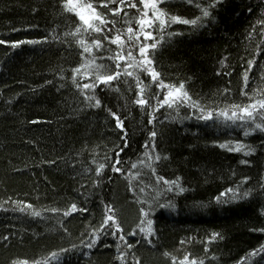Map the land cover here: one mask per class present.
I'll return each mask as SVG.
<instances>
[{
	"label": "trees",
	"instance_id": "1",
	"mask_svg": "<svg viewBox=\"0 0 264 264\" xmlns=\"http://www.w3.org/2000/svg\"><path fill=\"white\" fill-rule=\"evenodd\" d=\"M91 2L104 11L99 0ZM136 2L142 10L140 0ZM209 2L163 0L160 7L169 15L195 19ZM125 12L139 15L125 7L119 16L108 17L122 30L128 26ZM210 12L198 26H166L173 35L165 34L152 56L160 79L177 86L182 81L192 100L206 107L264 98V23H258L264 21V0H219ZM78 24L75 15L62 11L61 0H0V264H43L51 252L71 244L80 250L62 254L60 264H137V258L139 264H173L172 257L179 264L186 254L198 264H264V251H256L264 245V131L244 136L234 125L198 120L187 104L178 111L141 108L135 103L138 90L132 77L113 81L111 88L97 87L101 103L92 106L85 99L91 93L76 88L72 80V70L84 62L77 37L64 36ZM131 26L134 31L139 27L135 20ZM151 30L159 39L157 24ZM80 35L90 42L101 34L81 27ZM124 36L127 40L126 31ZM248 60L254 63L245 86ZM83 72L77 83L90 82ZM140 79L149 105L155 104L156 95L163 98L164 91L147 74L140 72ZM108 109L120 117L127 133L117 165L120 173L111 170L110 162L116 159V146L124 147L123 133ZM150 113L156 117L151 124ZM226 141H242L254 151H228L220 147ZM153 142L154 148L144 147ZM145 152L151 156L141 164ZM156 155L161 159L155 160ZM101 163L105 167L97 176ZM157 176L178 179L185 191L162 193L160 203L170 200L172 206L155 209L150 217L154 233L146 240L136 226L140 208H147L141 202L165 187ZM237 185L238 194L250 190L249 195L229 199L228 194L222 197L227 203L217 202L221 192ZM72 203L87 211L64 216ZM105 205L115 210L126 236L134 229L138 233L127 236L133 248L111 235H101L92 249L81 245L91 227L99 226ZM34 211L41 215H32ZM213 233L219 236L210 240ZM121 253L123 261L117 259Z\"/></svg>",
	"mask_w": 264,
	"mask_h": 264
},
{
	"label": "snow or ice",
	"instance_id": "2",
	"mask_svg": "<svg viewBox=\"0 0 264 264\" xmlns=\"http://www.w3.org/2000/svg\"><path fill=\"white\" fill-rule=\"evenodd\" d=\"M163 0H140V4L142 5V10L138 8L136 0H99V7L104 9V11H99L98 7L95 6L91 0H61L62 11L72 13L78 18L79 24L75 28L74 32H65L64 36H75L77 37L76 43L79 45L81 51L80 55L83 58L84 62L79 65V67L74 68L72 70L73 76L72 80L76 88L80 89L82 92L87 90L85 99L92 104V106L99 107L101 101L95 96V89L101 85L105 88L113 87V81H120L122 78L132 77L134 78L136 88H137V99L135 103L141 108L145 105H148L152 112L158 111L161 107L167 106L169 109L173 111H178V109L187 104V106L193 109L192 115L196 117L198 120H202L205 122L212 121L215 123L216 121H220L221 123L227 125L231 124L238 128L243 129L244 136H248L251 132L254 131H264V98L251 100L248 103H232L226 104L224 107H206L200 103L199 100L193 101L192 97L189 95L187 90L184 87V83L181 81L180 84H166L162 79H160V73L156 71L155 67H153V59L155 49L157 45L164 40L165 34L168 36L173 35L171 32H166V26H171L173 23H183L198 26V23L202 21L203 18H207L211 15L210 9L215 7V4L219 2V0H210L207 7H204L201 10V16L196 17L195 19H182L180 16H172L167 14L163 8L160 7V4ZM192 0H189L191 3ZM115 4L116 7H109V5ZM127 7L129 9H137L139 15L136 17H129L128 13H124L123 23L128 25L126 30H122L121 28L116 27L117 21L116 19H109V15L112 17L119 16V14L123 11V9ZM151 13V15H149ZM135 20V23L139 26L138 29L134 31L131 26ZM258 23H264L258 22ZM153 24H157L158 30L161 33L159 39H157L153 33L152 26ZM111 25V26H109ZM81 27L84 28L85 31H91L93 33L101 34L100 37H96L88 40L84 39L81 34ZM124 31L127 33V40H125ZM264 31V29H262ZM143 36V41L140 40V36ZM45 41L48 40V37L43 38ZM53 39H60V37H53ZM149 41H152L149 43ZM107 42V43H105ZM0 43H4V41H0ZM24 41H15V44H21ZM28 43H36V41H28ZM127 44V48L125 45ZM111 45H115V48H112ZM133 49L137 50V55L133 54ZM95 50V51H94ZM150 50H152L150 52ZM96 52L101 53L99 57L96 56ZM107 60L111 63H97V60ZM254 60H248L247 69L244 70L243 79L245 86L248 81V72L251 71ZM81 69H84L83 76L91 77L90 82L88 83H77L76 76L81 73ZM132 69V70H130ZM140 72L147 74L151 78V81L156 84L158 91L163 90L164 95L161 99L159 95L155 96V104L149 105L148 99L144 98V86L143 82L140 79ZM127 83V80H124ZM119 91L118 87L116 88ZM225 93L228 92V89L224 90ZM242 95L247 96L248 93L243 92ZM109 114L115 118L116 126L122 130L121 139L124 142V147L116 146L118 149L116 151V159L111 163V170L113 172L120 173L122 172L121 167H117V165L121 164L119 159L120 153L124 151V148L127 147V133L124 130V123L120 119V117L112 112L111 109H108ZM149 123H153L156 120V117L149 114ZM150 137L155 138L157 133L155 131H151L149 133ZM145 148H154V142L144 145ZM220 147L227 148L228 151L232 152H243L245 155L250 154L254 149L249 146L243 144L242 141H234L225 142L221 144ZM151 153L145 152L144 159H141L139 162L143 164L146 159H149ZM161 157L159 155L155 156V160H160ZM241 163H247V161H241ZM151 167V165H149ZM105 164L101 163L95 168V173L97 176H100L102 170L104 169ZM132 168H136L137 164H131ZM154 171V168H153ZM247 177H245V180ZM156 181H163V185L165 187L156 190L155 196L144 200L141 203L146 204L147 208L141 207V219L137 224V228L139 229V234L143 235V237L147 240L149 236L154 233L153 220L150 218L152 213L155 211L157 207H171V201H167V203H160V197L164 192H183L185 189L179 184L178 179L169 181L164 179L163 177L157 176ZM99 183V181H96ZM264 187V186H262ZM239 186L237 185L235 188H228L224 192H221L215 199L217 202L227 203L228 200H223L222 197L231 194L229 199H237L246 197L249 195L250 190H245L243 193L238 194ZM141 192L144 191L143 188L140 189ZM22 203V202H17ZM31 208V205H28ZM105 215L102 221L99 223L98 227H91V231L88 237L85 240H81V245L84 248L92 249L96 242L100 240L101 235H111L117 237L120 241H123L128 249L134 247L133 244L127 242V236H136L138 233L134 229L132 232L128 233L127 236L124 233V229L118 221V218L115 215V210L111 205H105ZM20 211H25L24 208H21ZM52 212H58L60 209L53 208ZM80 211L85 212L87 208H77L75 203H72L67 210L63 212L64 216H69L73 212ZM32 215L39 217L41 215L40 212L34 211ZM111 222V223H110ZM67 232V229H64ZM260 231H264V229H260ZM119 235L117 236V234ZM219 236V233H213L210 240H215L216 237ZM222 238V237H221ZM4 239H8L7 236ZM151 243V240L147 241ZM139 243V240L136 241ZM183 243V241H181ZM73 250H80V246L77 244H71L68 248H60L57 251H53L49 254V258H46L43 261V264H60L62 254L72 252ZM117 250H119V245H117ZM207 252V248H205ZM256 251H264V245H262ZM255 254V252L253 253ZM124 253H121L117 259L123 261ZM165 255H170L169 253H165ZM173 264H176V258L172 257ZM12 264H29L27 260L23 261H13ZM32 264H41V261L36 260L33 261ZM137 264L138 258H137ZM179 264H198L197 260L192 259L189 260V256L186 254L183 259L179 262ZM199 264H203V261H200Z\"/></svg>",
	"mask_w": 264,
	"mask_h": 264
}]
</instances>
